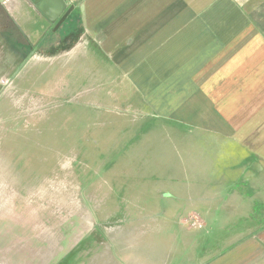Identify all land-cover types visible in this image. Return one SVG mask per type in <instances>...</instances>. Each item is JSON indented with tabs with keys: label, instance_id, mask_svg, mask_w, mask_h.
<instances>
[{
	"label": "crops",
	"instance_id": "crops-1",
	"mask_svg": "<svg viewBox=\"0 0 264 264\" xmlns=\"http://www.w3.org/2000/svg\"><path fill=\"white\" fill-rule=\"evenodd\" d=\"M64 1L73 9L56 30L31 0L0 2V70L7 34L19 69L38 58L102 59L149 115L190 127L205 147L195 164L205 177L192 174L180 198L181 224L205 230L212 250L193 264H264V0ZM110 239L85 246L83 264H160L158 244ZM6 243L17 247L12 264H62Z\"/></svg>",
	"mask_w": 264,
	"mask_h": 264
},
{
	"label": "rangeland",
	"instance_id": "rangeland-1",
	"mask_svg": "<svg viewBox=\"0 0 264 264\" xmlns=\"http://www.w3.org/2000/svg\"><path fill=\"white\" fill-rule=\"evenodd\" d=\"M11 37L0 70V264L15 263L6 242H21L22 257L32 249L42 261L83 264L85 246L110 238L158 244L160 264L205 261V230L181 224L180 198L192 174L206 173L195 169L206 162L195 132L154 119L102 59L38 58L19 69Z\"/></svg>",
	"mask_w": 264,
	"mask_h": 264
},
{
	"label": "water",
	"instance_id": "water-1",
	"mask_svg": "<svg viewBox=\"0 0 264 264\" xmlns=\"http://www.w3.org/2000/svg\"><path fill=\"white\" fill-rule=\"evenodd\" d=\"M5 0H0L3 2ZM37 9L54 24V30L66 20L73 7H68L64 0H31Z\"/></svg>",
	"mask_w": 264,
	"mask_h": 264
}]
</instances>
